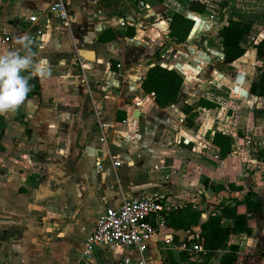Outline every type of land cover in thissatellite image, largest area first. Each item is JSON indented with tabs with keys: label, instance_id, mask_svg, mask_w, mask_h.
Returning a JSON list of instances; mask_svg holds the SVG:
<instances>
[{
	"label": "crops",
	"instance_id": "1",
	"mask_svg": "<svg viewBox=\"0 0 264 264\" xmlns=\"http://www.w3.org/2000/svg\"><path fill=\"white\" fill-rule=\"evenodd\" d=\"M207 1L217 6L219 0ZM226 1L227 19L251 25L244 54L229 63L217 36L218 12L209 6L193 12L189 0H163L164 11L157 0H67L66 24L49 13L51 0H0V54L30 49L36 62L51 67V76L36 75L39 95L0 115V264H122L123 255L134 253L120 246H92L86 254L94 223L107 208L158 193L166 208L193 203L203 210L202 222L223 197L241 199L248 191L263 213L247 212L249 234H228L227 245L238 246L229 264H262L264 97L250 85L264 71L255 48L264 37V0ZM174 11L193 20L184 43L168 37ZM33 13L35 24L27 21ZM121 19L134 27L133 36L125 35ZM37 27L44 33L29 43L27 34ZM107 28L115 39L99 42ZM155 63L184 77L178 101L165 108L140 87ZM215 130L233 137L224 158L210 141ZM98 157L120 165L99 169ZM206 177L242 189L214 193L203 187ZM197 231L160 221L146 254L162 264L163 247L177 261L184 239ZM215 253L210 262L218 263L224 250Z\"/></svg>",
	"mask_w": 264,
	"mask_h": 264
},
{
	"label": "trees",
	"instance_id": "2",
	"mask_svg": "<svg viewBox=\"0 0 264 264\" xmlns=\"http://www.w3.org/2000/svg\"><path fill=\"white\" fill-rule=\"evenodd\" d=\"M160 3V11H164L166 7L163 0H157ZM207 0H189L188 9L203 13L208 5ZM218 7V16L221 25L218 28L217 36L221 39L222 50L225 62H233L242 56L245 52L244 39L249 34L251 25L236 19H227L225 16L227 10V1H216ZM126 36L134 35V27L128 22L126 23ZM193 25V20L178 12H172L168 24V37L172 38L176 43L186 42L188 33ZM194 29V28H193ZM116 33L112 29H104L97 37L99 42H109L115 39ZM256 55L264 57V37H262L255 45ZM157 52L154 53L156 55ZM28 75V73H24ZM184 77L181 72L175 68H168L160 64L150 66L142 81L141 89L151 94L155 104L160 108H165L176 103L180 96L181 87ZM31 91L27 98L40 94V82L38 77L32 76L29 80ZM250 92L257 96L264 97V71L260 72L258 80H254L250 85ZM211 106V103L207 104ZM187 107V106H186ZM190 106L185 110L189 111ZM190 121H188V124ZM232 135L223 131L215 130L210 135V141L218 148V155L221 158L228 156L232 152ZM1 148V145H0ZM203 187L210 188L214 193L223 190L230 192L240 191L242 187L233 182L218 183L211 181L209 178L203 179ZM162 197V203H164ZM243 207V210L240 208ZM252 210L257 216L262 215L263 208L254 198V193L248 191L241 199L228 196L223 197L215 208L210 211L204 221H200L203 210L197 208L191 202H184L180 205H172L161 210L163 224L173 230L192 231L193 227L199 226V231L193 233L192 237L184 239L185 245L194 240H198L201 244L202 251L197 253H189L187 251L178 252V260L176 261L173 252L170 249L159 247L162 264H180L183 260L191 257H203L201 264H229L234 259V253L238 249L237 245H227V236L229 233L249 234L250 227L246 224V215ZM224 219H231L232 223L227 225ZM175 242L177 240L173 238ZM218 250H224L218 263L210 262ZM195 264V263H193Z\"/></svg>",
	"mask_w": 264,
	"mask_h": 264
},
{
	"label": "built area",
	"instance_id": "3",
	"mask_svg": "<svg viewBox=\"0 0 264 264\" xmlns=\"http://www.w3.org/2000/svg\"><path fill=\"white\" fill-rule=\"evenodd\" d=\"M66 1L51 0L49 6V13L61 24H66L68 21ZM27 21L35 24L38 21V14H31ZM126 23L125 19L120 20L121 26H126ZM43 33L42 27L30 30L27 34L28 41L30 43L36 41ZM107 162L112 166L120 165V161L111 157L107 160L98 157L95 165L103 169ZM164 207L165 203H162L160 194L145 192L140 196L125 199L118 207L107 208L94 223V228L87 239L86 254H89L92 246L115 245L134 253L123 255L120 259L122 264H154L146 253L151 247L152 236L156 232L158 223L162 221L161 210ZM183 250L197 253L202 251V248L200 242L194 240L187 245L184 244ZM260 258L264 264V248Z\"/></svg>",
	"mask_w": 264,
	"mask_h": 264
},
{
	"label": "clouds",
	"instance_id": "4",
	"mask_svg": "<svg viewBox=\"0 0 264 264\" xmlns=\"http://www.w3.org/2000/svg\"><path fill=\"white\" fill-rule=\"evenodd\" d=\"M29 43L24 44L26 49ZM34 55L30 49L24 55L18 51L0 54V115L15 113L24 104L31 91L32 76H51L50 65L43 60L36 62Z\"/></svg>",
	"mask_w": 264,
	"mask_h": 264
},
{
	"label": "rangeland",
	"instance_id": "5",
	"mask_svg": "<svg viewBox=\"0 0 264 264\" xmlns=\"http://www.w3.org/2000/svg\"><path fill=\"white\" fill-rule=\"evenodd\" d=\"M210 7L211 10H213V12L216 13V11L218 10V7L214 4V3H211L208 5ZM219 21V20H218ZM247 39V38H246ZM183 108V106L181 107Z\"/></svg>",
	"mask_w": 264,
	"mask_h": 264
}]
</instances>
